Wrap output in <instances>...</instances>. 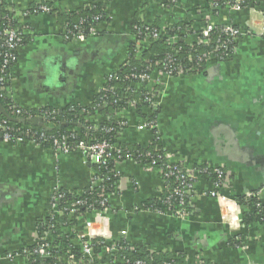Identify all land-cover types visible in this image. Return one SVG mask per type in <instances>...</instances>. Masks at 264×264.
<instances>
[{"label":"crops","instance_id":"1","mask_svg":"<svg viewBox=\"0 0 264 264\" xmlns=\"http://www.w3.org/2000/svg\"><path fill=\"white\" fill-rule=\"evenodd\" d=\"M3 1L26 39L17 49L7 81L12 102L24 111L92 104L106 77L126 62L136 21L158 25L160 30L178 22L191 23V35L205 24L248 31L229 61H211L194 75L171 77L153 71L143 83L133 84L154 92L152 108L143 107L142 116L130 106L118 138L127 146L152 145L151 130L139 127L156 114L158 143L167 161L187 170L198 165L224 169L227 181L222 193L227 201L211 197L212 181L197 177L188 202L191 212L185 219L147 210L144 205L162 201L159 170L123 160L115 167L119 178L108 197L106 222L87 217L94 236H104L111 246L124 241L150 252L179 255L183 264L202 260L264 264V221L243 224L241 214L248 207L236 202L254 195L264 205L261 16L247 9L213 14L210 0H177L174 6L169 0H110L105 5L109 21L98 34L85 42H70L64 40L56 14H32L29 7L43 1L58 13H67L104 0ZM92 166L79 151L56 153L29 143L0 144V264H27L22 257L7 260L5 256L36 243V225L49 214L47 206L55 189L81 195L91 187L96 178ZM66 231L70 233L69 228Z\"/></svg>","mask_w":264,"mask_h":264},{"label":"trees","instance_id":"2","mask_svg":"<svg viewBox=\"0 0 264 264\" xmlns=\"http://www.w3.org/2000/svg\"><path fill=\"white\" fill-rule=\"evenodd\" d=\"M109 1L110 0H104V2H98L96 4L90 3L78 10L67 13H58L57 10L52 7L51 3L41 1L40 3L31 5L29 7V11L32 14H38V8L40 6L43 5L49 7L51 9L50 13L58 16L62 30H64L65 27L72 30L73 26H76L85 38H89L91 35V29L97 26L100 27V25L102 26L109 21L105 8V5ZM227 2L232 3L233 0H210L209 5L217 6L211 7L212 13L215 14L218 10H222ZM240 6L243 10L256 7H262L264 9V0H241ZM13 15V12L7 9L4 1L0 0V28L9 26L14 29H18L17 21ZM187 24L188 26H186L184 22H178L177 24L163 30V33L160 34L157 39L147 37V41L144 43V40L141 39L143 40L141 41L140 37H138V41L142 42L140 44H137L135 39L133 40L132 37V42L130 43L127 51L126 62L118 70L111 72L110 75L106 77L102 91L95 97L92 104L87 106L69 105L60 110L46 107L39 110L25 111L28 112L29 116H39L44 118L42 121L45 125H48L49 130L31 126L27 123L21 124L15 121H10L2 114H0V128L6 127L12 129L13 134H17V131L26 132L30 128L37 135H45L47 142L42 143L41 146L49 147L51 149L52 138L59 140L64 139L67 144H70L73 147L79 145L80 143L86 144L88 142H106L114 147V151L121 150L122 155L129 153L135 158L136 156L141 155L142 157L139 159L140 163L145 165L150 164L151 159L149 157H144L145 154L149 153L154 156H160V154L163 155V151L159 147V139L155 130H151L154 138L153 144L145 148L127 146L126 144L121 143L118 139L121 130L125 128V125L121 124L126 122L124 112L130 108V106L134 107L140 115H142L141 109L143 107L152 108V103L147 102L148 97L151 98L150 93L143 88L136 89L133 87L132 83H138V81L135 79L133 80L132 76L144 75L146 77H150L153 71L164 73L166 71V62L170 60V64L176 67V70L171 73L172 77H178L180 75L178 72L179 70L186 72L189 71L188 69H193L192 72L187 75L202 73L206 69L207 62L202 59L200 60L201 55L214 50L219 43H222L226 39L220 32L221 27L218 26L207 38L209 42L208 44H197L196 40L199 41L201 38L199 37V31L196 33L198 36L196 39L192 38L191 30L189 32L190 35H182V31L186 27L192 26L191 23ZM151 27V31L153 29H159L158 25H153ZM131 35H134L133 31ZM174 35H177L175 43L172 45L168 44L167 38ZM145 38L146 37H144V39ZM190 38L192 40H190V42L187 41ZM25 40L26 39L22 35L21 45L25 42ZM231 48H233L232 44L229 45L230 51L226 56H222L220 53L215 52L216 59L220 62L229 61L233 54L231 53ZM1 62L2 61L0 60V66ZM110 76L112 77L111 79L109 78ZM6 87L8 88V82L6 83ZM11 102L12 101L7 98L6 95L0 99L2 108L8 115L10 114V111L7 107ZM104 105L105 107H102ZM156 116V114H153V116H150L147 119L155 121ZM23 117H25V115H23ZM11 118L15 119L13 117ZM4 133L5 131L0 129V144ZM30 141V138L23 137V142L20 144H28ZM104 162L105 163L103 165L92 164L94 171L97 172L96 178L99 180V183L92 191L89 188L82 194L83 199L88 201L89 204H93L95 208H99L98 204L103 199L108 198L114 193L119 178L118 172L115 168L118 163L115 153L112 152L104 159ZM158 165L163 170L162 174H160L161 183H163V185L167 188V192H162L161 202H163L176 187L177 181L175 177L164 176L168 173V171H166L163 161H158ZM177 167L180 168L182 166L177 164ZM206 167L208 166L198 165L193 167V169L200 171L195 178L204 177L211 180L212 184L213 182H219L222 186L226 183L227 173L224 169L222 170L223 176L219 179L213 169L209 167V169H207ZM205 168L207 170L204 171ZM60 191L65 193L66 197L59 207L62 209H69L71 207L73 197L78 195V193L74 191L67 192L61 189ZM172 202L174 212L175 210H179L180 208L179 204L176 203L177 201L173 200ZM236 202H238L240 206H243V208L245 206L248 207L246 211L244 210L241 214V221L243 224L264 221V205L260 203L254 195L237 199ZM153 203L154 205H144V208L151 211L157 209L162 211V209L166 208L165 205H163V207L158 206L161 203L152 202L151 204ZM185 209L187 212L186 214L189 216L191 209L189 206H185ZM47 211L50 213L49 203ZM84 213V209H79L78 213L70 219L67 217V213H64L59 217V219L57 218V220L51 219L50 214H48L42 221L38 222L36 225V231L39 239L43 237L45 232H51V238L48 240L49 248H47V251L51 253L52 258L42 259L39 255H33L29 258V261L27 260V264H68L65 260L68 254H72L74 256V259L70 261L69 264H79L82 260L87 261L88 259L83 258L79 249L73 245V236L66 231L69 227L77 226L76 217L79 216V214L83 215ZM39 242L42 243V241L39 240L25 250L32 252L35 245ZM98 243H103V240L97 238L91 241L95 255H97L100 251ZM116 247L118 248V251L105 256L104 261L117 259L129 261L130 264L137 260L144 261L145 264H183L181 256H176L178 260H174L173 255L168 252H150L143 247H131L124 241L117 242ZM55 255L58 257V260L54 259ZM196 264L212 263L202 260Z\"/></svg>","mask_w":264,"mask_h":264},{"label":"built area","instance_id":"3","mask_svg":"<svg viewBox=\"0 0 264 264\" xmlns=\"http://www.w3.org/2000/svg\"><path fill=\"white\" fill-rule=\"evenodd\" d=\"M171 6L176 5L177 0H169L168 1ZM241 0H233L232 3L227 2L225 3V7L223 8L224 10H231V11H241L243 8L240 6ZM211 7H217L216 5H209ZM222 9V10H223ZM39 13H50L51 9L46 6H40L38 8ZM251 13L256 12L258 13L263 21V28L260 29V32L262 35H264V9L262 7L260 8H250L247 9ZM10 11V9H9ZM36 13V12H34ZM186 26H188L187 22H184ZM101 26V25H100ZM220 26L221 30L220 32L225 36V40L222 43H219L217 47H215L214 50L209 51L208 53H205L201 55L200 60L202 59L203 61L207 62V64L211 61H218L215 56V52L220 53L222 56L228 55V52L230 51L229 45L232 44L233 48H231V53H234L236 49V44L238 40L245 36L248 31H245L244 29L237 28L233 25H214V24H205L200 30V36L201 37L197 41V44H208L207 38L213 32V30ZM152 27L150 25H145L142 23V21H136L132 27V31L134 32L133 40L135 39V42L137 44L142 43L141 41L146 42L147 37H151L153 39H157L160 34L163 33V30H155L153 29L151 31ZM180 30V29H179ZM191 30L190 27H186L182 33L189 34ZM99 31V26L94 27L93 29L90 30V36H94L98 33ZM197 32H193L192 36L196 39L198 37L196 35ZM0 60L1 66H0V99H2L5 95L7 98L11 100L10 93L8 91V88L6 87V83L8 81V72L11 70L12 66L15 64L17 60V49L22 43V34L17 30L12 27H4L0 28ZM138 37H140L141 41H138ZM144 37H146L144 39ZM63 38L65 41H70V42H85L87 38L77 29L76 26H73V29L70 30L69 28L65 27L63 30ZM177 39V35L171 36L167 38L168 44L172 45L175 43ZM191 60V59H190ZM171 60L166 62L165 65V72L163 74H166L167 76H171V73H173L176 70V67L172 66L170 64ZM170 64V65H169ZM189 71L183 72L179 70L178 72L180 75H187L188 73H191L192 70L188 69ZM181 71V72H180ZM179 75V76H180ZM194 75V74H191ZM172 77V76H171ZM110 79L112 78L111 76L109 77ZM133 80L135 79L138 81V83H142L146 81L149 77H146L144 75H138V76H132ZM132 84H137V82L132 83ZM5 93V95H4ZM151 98L148 97L147 102L152 103V100L154 98V92L153 94H150ZM12 101V100H11ZM1 104V103H0ZM102 107H105L102 106ZM8 110L10 111V116L18 119V120H29L32 118H40L43 120L44 118H41L39 116H29L28 112H25L24 110L20 109L16 105H14L13 102L10 103V105L7 107ZM122 112V111H121ZM120 112V113H121ZM25 115V117H23ZM43 122V121H42ZM122 125L126 126V122L121 123ZM45 125V124H44ZM48 127V125H45ZM140 129L142 128H147L150 130H155L157 129L156 126V118L155 121H150L147 120L141 126L139 127ZM5 133L2 135V140L1 143H17L20 144L23 142V137L30 138L31 141L29 144L36 145V146H41L42 143L47 142V138L45 135L40 134L37 135L35 132H33L32 129H28L26 132H19L17 131V134H13V130L6 128V127H1ZM157 133V131H156ZM52 149L56 153H70L72 151H79L84 154L85 159L89 164H96V165H103L104 159L108 157L112 152L115 153L116 160L119 162L123 160H132L135 162L140 163L139 159L142 157L141 155L132 156L129 153H126L125 155H122L121 150H115L114 147L107 144L106 142H101V143H93V142H88L86 144L80 143L79 145L76 146H71L70 144H67L64 139L59 140V139H53L52 138ZM144 157H149L151 159L150 164H146L150 167L153 168H158L160 174H162V169L158 165V161L162 162L163 165L165 166L166 171H168L167 174L164 176H170V177H175L177 181L176 187L171 191V193L166 197V199L161 202V207L163 205L166 206L165 209H162L161 213L163 214H168L174 218L177 219H185L188 214H186V209L185 206H188V202L191 199V197L194 194V181L193 179L200 173V171H197L195 169H185L183 167H177L176 163H170L167 161L165 155L160 156H154L152 154H145ZM209 169L208 167H206ZM204 169L207 170V169ZM213 171L217 174L218 178L221 179L223 176L222 170L218 169H213ZM95 174L97 175V172L94 171ZM225 176V175H224ZM99 183V180L97 178L94 179V181L91 183L90 190L92 191L97 184ZM162 187L161 190L162 192H167L166 186L161 183ZM226 183L224 185H220L219 182H213V189L209 193V195L215 199H217L220 203H225L227 201V197L222 193V190H224ZM83 195L78 194L75 195L72 199L71 207L69 209H62L59 206L65 199L66 195L65 193H62L60 189H55L54 193L52 194L50 200H49V206H50V218L53 220H56L58 216L63 215L64 213H67V217H73L75 216L76 213H78L79 209H84L85 213L79 214V216L76 217L77 221V226L69 227L70 230V235L73 236V245L79 249V252L83 258L88 259L87 261L82 260L79 262V264H130L129 261L126 260H106L104 261V257L107 255H110L112 253H115L118 251V248L113 245H109L106 242L105 238L97 237L94 236L93 230H92V222L88 220L87 216H93L95 217V221L99 222H106L107 213L109 212V204H108V198L103 199L98 205L99 208H95L93 204H89L88 201L83 199ZM247 197H250V195H246ZM173 200H176L179 204V210H173ZM51 228V227H50ZM51 238V232L47 231L43 234V237L39 239L37 235V241L41 240L42 243H38L35 245L34 250L32 252H28L24 248L23 250L17 252V253H10L5 256L7 260H13L17 258H24L26 261H29V258L33 255H39L42 259H49L52 258L51 253L47 251V248H49L48 245V240ZM101 239L103 240V243L98 245L100 246V251L97 255L94 254V249L92 248L91 241L94 239ZM174 260H178V258L173 255ZM55 260H58V257L55 255L54 257ZM74 259V256L72 254H68L67 258H65L66 263H70ZM132 264H145L144 261L137 260Z\"/></svg>","mask_w":264,"mask_h":264},{"label":"water","instance_id":"4","mask_svg":"<svg viewBox=\"0 0 264 264\" xmlns=\"http://www.w3.org/2000/svg\"><path fill=\"white\" fill-rule=\"evenodd\" d=\"M0 114L4 115L10 121H15V122H18V123H21V124L27 123V124H30L31 126L39 127V128L44 129V130H49V128L44 125V123L42 122V120L40 118H37V117L32 118V119H29V120L12 119L5 112V110L2 108V105L1 104H0Z\"/></svg>","mask_w":264,"mask_h":264}]
</instances>
